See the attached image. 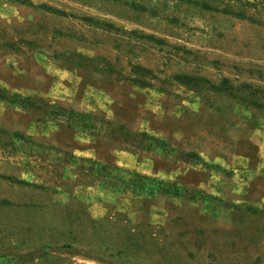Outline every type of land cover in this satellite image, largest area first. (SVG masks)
I'll list each match as a JSON object with an SVG mask.
<instances>
[{"label": "rangeland", "instance_id": "obj_1", "mask_svg": "<svg viewBox=\"0 0 264 264\" xmlns=\"http://www.w3.org/2000/svg\"><path fill=\"white\" fill-rule=\"evenodd\" d=\"M0 264H264V0H0Z\"/></svg>", "mask_w": 264, "mask_h": 264}]
</instances>
